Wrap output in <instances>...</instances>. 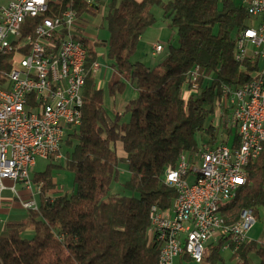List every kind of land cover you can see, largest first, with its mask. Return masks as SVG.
Wrapping results in <instances>:
<instances>
[{"label": "trees", "instance_id": "trees-1", "mask_svg": "<svg viewBox=\"0 0 264 264\" xmlns=\"http://www.w3.org/2000/svg\"><path fill=\"white\" fill-rule=\"evenodd\" d=\"M2 1V0H0ZM99 0H48L45 15L57 16L71 9L84 25L99 12ZM246 0H107L103 15L108 38L79 39L87 48L81 125L66 135L64 167L73 172L74 191L53 194L56 182L47 164L32 180L40 184L39 203L21 221L6 224L0 235V264H158V244L150 236V208H167L175 196L164 182L168 166L183 151L194 152L203 132L214 143L217 126L207 117L221 106V85L248 81L256 69L250 57L234 59L235 37L249 18ZM160 5L164 17L176 29L178 45L169 46L154 67L132 61L144 30L155 22L152 7ZM107 45L114 75L111 93L122 89L124 79H135L138 94L126 105L122 120L110 118L102 104L92 66L96 48ZM11 56H0V85L11 68ZM199 66L197 88L185 87L188 72ZM220 119L216 120L219 123ZM230 130H226L227 138ZM234 139L237 140L236 134ZM76 142L72 144V140ZM127 164L126 194L110 192L119 163ZM57 166V164H56ZM62 166V165H58ZM247 182L221 207L225 223L235 222L243 209L255 215L264 207V147L247 166ZM32 232L31 237L25 234ZM224 239L210 243L206 264H224ZM230 259L264 264V242L249 239L237 248L231 244Z\"/></svg>", "mask_w": 264, "mask_h": 264}, {"label": "built area", "instance_id": "built-area-1", "mask_svg": "<svg viewBox=\"0 0 264 264\" xmlns=\"http://www.w3.org/2000/svg\"><path fill=\"white\" fill-rule=\"evenodd\" d=\"M47 3L0 1V56L12 55L0 85V202L4 181L19 182L32 196L21 200L27 210L38 207L33 195L40 194V184L30 176L36 158L63 159L66 135L82 122L87 50L77 35L86 34V25L71 9L45 15ZM245 5L255 23L237 31L234 59L250 57L256 69L242 84L221 85L216 115L220 142H202L194 152L183 151L175 165L166 168L164 182L174 188L175 196L167 208L152 205L149 213L150 236L159 247L158 264L186 257L201 263L208 245L220 238L222 249L231 250V244L237 248L249 240L247 232L255 223L251 208L231 224L221 214L224 201L233 199L248 181L247 164L264 147V0H246ZM151 48L152 54L164 49L159 42ZM99 68L97 61L92 70L98 73ZM198 76L196 65L188 72L189 91L197 88ZM246 90H253V101H246ZM233 128L237 140L233 137L229 144L230 134L223 138ZM10 189L17 194L14 186Z\"/></svg>", "mask_w": 264, "mask_h": 264}, {"label": "rangeland", "instance_id": "rangeland-1", "mask_svg": "<svg viewBox=\"0 0 264 264\" xmlns=\"http://www.w3.org/2000/svg\"><path fill=\"white\" fill-rule=\"evenodd\" d=\"M167 1V0H161ZM99 7L103 13L107 11V0H99ZM152 12L155 16V22L147 27L139 38L134 54L131 56L132 61H141L145 65L149 67L156 66L167 53L169 46H177L178 45V36L176 29L170 25V22L167 18L164 17L163 10L160 5H155L152 7ZM94 17L92 20L86 23V34L90 37L91 40H102L108 38V32L106 29V22L104 20L96 19ZM255 23V20L251 17L248 18L247 23ZM84 31V30H83ZM159 42L163 45L164 49L159 54H152L151 45L153 43ZM98 52V62L100 64L99 72L96 76L97 86H100L102 93V104L104 109L106 110L108 116L113 118L117 113L122 114V120H128V113H123L125 111L126 105L128 102L135 98L138 94V90L136 88V80L135 79H122L125 84L122 89H115L113 93H111L109 88V82L113 78L114 80L117 78L114 75L113 68L111 66V60L107 57V45H99L96 48ZM217 106H215V112L210 114L205 122V126H207L210 122L214 121V124L217 126L216 131V139L213 144H217L220 142V137L222 136L221 132V124L216 123L218 119ZM219 115V114H218ZM226 134V133H225ZM235 134V129L231 130L230 136L228 138V143L230 144L233 140V136ZM196 138L199 142H207L203 132H197ZM76 142L75 139L72 140V144ZM65 150H71V147H68L62 143L61 151L64 154ZM65 155V154H64ZM65 158V157H64ZM61 159L59 161H51L48 159H43L40 157L36 158V164L32 168L30 176L33 177L35 173L42 172L46 169L47 164L53 163L50 167L51 175L53 180L56 182V189L53 194H71L74 191L73 185V172L64 167L65 159ZM57 164V166H56ZM62 165L61 167L58 165ZM129 177V170L127 164L124 162L119 163L118 165V173L116 178L112 180L110 183V192L126 194L123 188V182L127 180ZM34 182V181H33ZM34 184H38L35 183ZM27 237H31L32 232H28L25 234ZM247 238L252 239L257 242L258 245L264 242V207L259 206L258 212L255 215V223L247 232ZM221 255L223 257L224 264H236L237 261L234 259H230L231 250L230 249H222ZM248 259L250 264H257L259 262V257L255 253V251H250L248 253ZM174 264H206L205 260L201 263H195L189 258L184 259H176Z\"/></svg>", "mask_w": 264, "mask_h": 264}, {"label": "crops", "instance_id": "crops-1", "mask_svg": "<svg viewBox=\"0 0 264 264\" xmlns=\"http://www.w3.org/2000/svg\"><path fill=\"white\" fill-rule=\"evenodd\" d=\"M100 13L98 14L99 16H96V19H100L101 22L102 18L100 16L104 13L101 10ZM4 184L6 185V188L2 191L0 202V235L6 234L7 223L21 221L26 217L28 210L22 207L21 200L32 198L30 192L26 190L21 183H14L11 180H5ZM11 186H14L15 192L18 195L10 189ZM33 198L38 205L39 194L35 193Z\"/></svg>", "mask_w": 264, "mask_h": 264}, {"label": "bare ground", "instance_id": "bare-ground-1", "mask_svg": "<svg viewBox=\"0 0 264 264\" xmlns=\"http://www.w3.org/2000/svg\"><path fill=\"white\" fill-rule=\"evenodd\" d=\"M80 37H88V35L86 34H78L77 35V42L78 43H83L79 38ZM87 50V48H86ZM246 101H253V90H246ZM227 201H224V204L226 203ZM247 214V209H243L241 212H240V215L239 217H245Z\"/></svg>", "mask_w": 264, "mask_h": 264}]
</instances>
